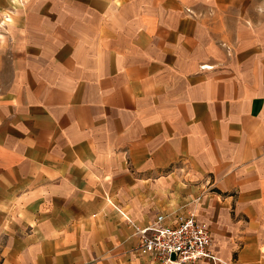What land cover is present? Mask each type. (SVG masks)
Instances as JSON below:
<instances>
[{
    "label": "crops",
    "instance_id": "0c3cea01",
    "mask_svg": "<svg viewBox=\"0 0 264 264\" xmlns=\"http://www.w3.org/2000/svg\"><path fill=\"white\" fill-rule=\"evenodd\" d=\"M233 5L0 0V264H145L185 204L196 264H264V1Z\"/></svg>",
    "mask_w": 264,
    "mask_h": 264
},
{
    "label": "built area",
    "instance_id": "2783aa9c",
    "mask_svg": "<svg viewBox=\"0 0 264 264\" xmlns=\"http://www.w3.org/2000/svg\"><path fill=\"white\" fill-rule=\"evenodd\" d=\"M135 234L139 236V244L132 252L144 258L145 264H196L202 259L214 261L210 251L211 235L198 224L190 204H185L175 214H159L151 225L136 229Z\"/></svg>",
    "mask_w": 264,
    "mask_h": 264
},
{
    "label": "rangeland",
    "instance_id": "374dc122",
    "mask_svg": "<svg viewBox=\"0 0 264 264\" xmlns=\"http://www.w3.org/2000/svg\"><path fill=\"white\" fill-rule=\"evenodd\" d=\"M233 1L236 4V5H233V14H237V15L239 14L241 7L243 9V7L245 6L246 3L249 6L252 3H255V0H233ZM259 1H264V0H259Z\"/></svg>",
    "mask_w": 264,
    "mask_h": 264
}]
</instances>
